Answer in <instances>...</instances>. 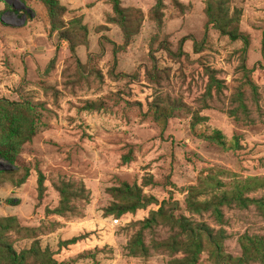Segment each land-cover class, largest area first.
Returning <instances> with one entry per match:
<instances>
[{"label": "rangeland", "instance_id": "rangeland-1", "mask_svg": "<svg viewBox=\"0 0 264 264\" xmlns=\"http://www.w3.org/2000/svg\"><path fill=\"white\" fill-rule=\"evenodd\" d=\"M118 1L140 17L125 45L107 1L56 0L61 30L81 42L71 51L39 0H0V100L32 116L14 162L0 161V172L15 170L0 177V218L28 229L2 231L4 241L15 254L35 243L56 264H178L181 252L131 257L124 248L131 223L175 204L174 216L220 233L216 252L234 264L242 245L264 246V0H223L246 45L206 24V0H159L158 23L154 0ZM61 183L84 199L63 210ZM121 183L152 203L107 215L108 189ZM190 193L226 199L192 214ZM210 255L207 244L195 264H212Z\"/></svg>", "mask_w": 264, "mask_h": 264}, {"label": "trees", "instance_id": "trees-1", "mask_svg": "<svg viewBox=\"0 0 264 264\" xmlns=\"http://www.w3.org/2000/svg\"><path fill=\"white\" fill-rule=\"evenodd\" d=\"M46 12L48 23L51 30H60L58 36L61 40H65L69 49L72 51L74 46L81 44V42H74L73 36L66 30H61L59 24V16L64 9L59 6L56 0H39ZM111 8V21L115 23L122 35L123 44H127L130 37L135 35L138 30L140 17L132 16L130 12L121 8L118 0H105ZM159 0H154V6L150 9L151 18L157 23L159 22V14L157 7ZM204 14L206 17V24L211 25L212 29L218 34L227 37L231 41L240 40L246 45L247 38L240 33L233 25L231 17L227 15L223 0H206ZM81 34L76 38L84 41L85 30L80 28ZM91 106L92 104H88ZM32 122L31 111L28 107L18 105L16 103L0 100V161L12 164L16 155V151L20 144L28 138V134L23 133L24 128L22 124L30 125ZM31 127L27 128L30 133ZM15 170H6L0 172V177L3 175L12 176ZM21 183V180L18 181ZM38 194L41 191L40 178L37 180ZM193 189V188H192ZM191 189V191H192ZM59 195V205L63 210L66 209V204L69 198L84 199L82 197L83 190H72L68 185L61 183L59 187L55 188ZM113 202L104 210L107 215L118 217L126 213H133L138 209H143L152 203V198L146 197L141 193V190L136 185H128L121 183L119 186L108 189ZM194 193V192H193ZM192 193L188 194L185 199L186 210L192 214H199L206 211L213 205H218L225 200V196L221 195L218 198H212L209 201H196ZM176 210V205L160 206L155 211H150L146 218L142 221L131 223L130 227H136L134 232L129 236L126 242L125 250L128 256L131 257H147L150 251L162 250L165 252H181L182 258L174 260L178 264H195L198 254L202 249L209 244L212 248V264H227L224 260H230V257L222 258L217 253L218 242L221 238L220 233L212 234L211 230L203 224L193 222L183 216H174L173 211ZM59 212V210H57ZM165 229L168 233L164 238H158L155 234L156 228ZM14 230L16 232L28 230L20 228L16 220L12 217L0 218V264H26L25 260L30 258L38 264H56L50 257L47 251H41L35 243H33L27 250L15 254L12 248L8 245L2 236V231ZM144 233H148L147 240ZM74 239L69 240V242ZM69 242H66L69 243ZM260 248L261 251L257 254L256 250ZM260 255V262L264 264V246L259 243L253 244L248 242V246L242 245V257L237 258L234 264H241V260H245L250 255Z\"/></svg>", "mask_w": 264, "mask_h": 264}]
</instances>
